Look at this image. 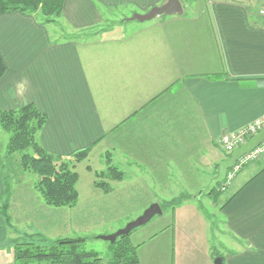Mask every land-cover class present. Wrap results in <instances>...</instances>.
<instances>
[{
    "label": "crops",
    "instance_id": "crops-1",
    "mask_svg": "<svg viewBox=\"0 0 264 264\" xmlns=\"http://www.w3.org/2000/svg\"><path fill=\"white\" fill-rule=\"evenodd\" d=\"M166 1L66 0L61 20L71 31L116 25L83 44L61 41L36 15H0L7 66L0 112L33 103L48 117L40 143L49 152L71 157L92 147L87 162L98 147L99 157L111 152L114 164L128 171L130 186L146 189L149 205L170 201L172 186H192L197 190L191 187L192 198L182 203L197 201L203 208L197 194L225 160L210 156L219 139L264 116L260 2L211 0L204 28L199 22L206 9L196 16L195 0H180L182 15L129 20ZM115 16L118 22L110 20ZM3 194L0 167V200ZM210 199L224 264H264V156L245 166L220 200ZM9 236L0 217V246ZM193 247L181 244L173 264H213L204 246V262L193 263Z\"/></svg>",
    "mask_w": 264,
    "mask_h": 264
},
{
    "label": "rangeland",
    "instance_id": "rangeland-1",
    "mask_svg": "<svg viewBox=\"0 0 264 264\" xmlns=\"http://www.w3.org/2000/svg\"><path fill=\"white\" fill-rule=\"evenodd\" d=\"M186 1L193 2L192 0ZM210 1L195 0L192 4L196 16L201 13L199 10L204 9V7L206 9L201 17L202 20L199 22L200 28H204L205 21L210 17ZM186 12L187 16H195L190 12V9H187ZM110 18L114 22L120 20L117 19V16ZM57 23L56 25H50L49 28L54 34L55 31L57 32L61 41L72 39L79 44H83L88 40H98L95 35L102 32V30L116 27V25L113 27L111 22H108V25L104 24L101 27L90 29L88 32H75L71 31L61 19ZM118 33L119 30H116L115 35H118ZM113 34L112 31L107 33L106 36ZM95 49L91 48V50ZM9 138L10 134L0 126V157L3 159L12 181L13 194L10 200V215L15 229L20 234L24 232L29 234L41 232L52 241L61 238H85L84 248L88 251L97 252L102 264H106L112 256L113 243L101 237L113 235L124 229L130 222L144 213L147 205L148 209L153 204L149 205V202H144L146 189H142L141 186H138L137 189L136 187L133 188V185L130 186L128 171H123L125 178L122 182H110L106 178L100 179L111 183V192L105 193L102 189L97 188L95 181H98V178L95 172L106 170L104 169L106 165L105 157H99L100 148L95 147L90 161L78 164L76 167V172L79 174V181L76 185L79 200L76 206L48 207L56 214V217L51 219V212L45 210V206L39 201L40 193L35 189L38 176L29 172L23 173L20 170L19 154L9 156L7 150ZM38 139L40 142V134ZM213 151H215L216 156L211 154L212 160L217 156L219 162L226 160L227 152L221 146L216 147ZM87 166H91L93 171H88ZM214 174L213 172V176ZM191 187H170V197L167 200L172 201L185 194L187 195L189 190H194V192L197 190L196 187H192L191 190ZM24 195L34 196V198L22 201ZM201 201L203 208L197 201L182 203L181 205L175 204L173 207L164 208L161 215L155 216L149 223L137 228L128 236L131 244L139 247L138 255L142 264H173L175 250L177 251L178 247L184 242L187 246L193 244L198 246V248L193 247L191 259L193 263L204 262V253L201 251L204 246L211 250L210 258L213 259L212 263L214 264L219 257L218 255H222L221 242L223 240L220 239L216 230L220 227L219 217L218 215L215 216L216 213L211 206L210 197H204ZM38 206L42 208H38ZM39 221L42 223L37 225ZM167 227L170 230L164 233L163 229ZM15 237L14 232L11 233L9 241L0 246V264H53L49 261L17 260L14 243L10 240Z\"/></svg>",
    "mask_w": 264,
    "mask_h": 264
},
{
    "label": "trees",
    "instance_id": "trees-1",
    "mask_svg": "<svg viewBox=\"0 0 264 264\" xmlns=\"http://www.w3.org/2000/svg\"><path fill=\"white\" fill-rule=\"evenodd\" d=\"M65 1L0 0V15L18 11L23 14L36 15L43 25H56L58 20L63 17ZM6 72L7 66L0 54V80ZM47 121V115L42 113L33 103L25 104L18 109L0 112V126L10 134L7 147L8 154L9 156L19 154L20 170L23 173L29 172L38 176L35 189L40 193L44 205L54 208L75 207L79 200L76 187L79 174L76 172V167L88 159L92 147L80 150L71 157L58 156L49 152L38 139ZM230 156L231 153L227 152L226 159ZM104 157L106 170L95 172L98 178V181H95V186L105 193H109L112 190L110 182H122L125 173L114 164L111 152H107ZM219 164L214 168L215 174ZM0 167L3 170L4 185V194L0 200V217L3 218L11 233L14 232L16 235L10 240L14 243L17 260L49 261L53 264H102L97 252L88 251L84 248L85 238H61L52 241L41 232L20 234L15 229L10 215V200L13 194L12 181L1 157ZM87 170L92 172L93 168L88 166ZM105 178L110 182L100 180ZM221 186L222 183L208 197L214 201L220 200L230 188L224 192L221 190ZM189 197L192 198L185 194L172 201H164L158 204L164 210V208L167 209L182 203ZM18 234L20 235L18 236ZM129 235L121 236L113 243L112 256L106 264H142L138 255L139 247L131 244L128 240ZM218 256L222 258L220 254Z\"/></svg>",
    "mask_w": 264,
    "mask_h": 264
},
{
    "label": "water",
    "instance_id": "water-1",
    "mask_svg": "<svg viewBox=\"0 0 264 264\" xmlns=\"http://www.w3.org/2000/svg\"><path fill=\"white\" fill-rule=\"evenodd\" d=\"M183 5L180 0H167L163 5L153 7L147 14L140 15L135 14L129 20L137 21H147L154 19L160 16H172V15H182L183 14ZM264 142V128L258 132L256 135L251 137L244 145L234 150L231 153V156L222 161L219 164V167L216 171V174L211 178L209 184L202 189L197 197H208L212 194L213 190L226 179L227 173L231 170L238 161L245 155L251 153L257 147H259ZM163 210L158 203H153L144 213L139 216L136 220L130 222L124 229L119 230L117 233L109 236L101 237L106 241L115 243L116 240L121 236L129 235L133 230L146 225L149 223L155 216L161 215ZM214 264H224L222 258L218 257Z\"/></svg>",
    "mask_w": 264,
    "mask_h": 264
},
{
    "label": "built area",
    "instance_id": "built-area-1",
    "mask_svg": "<svg viewBox=\"0 0 264 264\" xmlns=\"http://www.w3.org/2000/svg\"><path fill=\"white\" fill-rule=\"evenodd\" d=\"M260 8L258 11L259 16L263 19L264 28V0H259ZM264 128V116L260 117L256 121L250 123L249 125L240 128L234 132L224 133L219 139L220 146L228 153H232L234 150L238 149L244 145L249 138L256 135ZM264 156V142L253 150L251 153L242 157L238 163L227 173L225 181L222 183L221 190L227 191L231 186L233 180L237 174L249 163L259 160Z\"/></svg>",
    "mask_w": 264,
    "mask_h": 264
}]
</instances>
